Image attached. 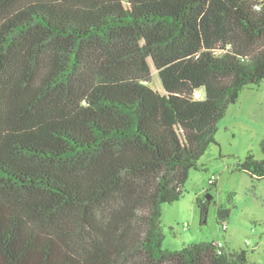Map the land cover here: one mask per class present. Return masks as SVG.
Returning <instances> with one entry per match:
<instances>
[{"label":"trees","instance_id":"trees-1","mask_svg":"<svg viewBox=\"0 0 264 264\" xmlns=\"http://www.w3.org/2000/svg\"><path fill=\"white\" fill-rule=\"evenodd\" d=\"M263 79L264 0H0V264H260L162 208Z\"/></svg>","mask_w":264,"mask_h":264},{"label":"rangeland","instance_id":"rangeland-1","mask_svg":"<svg viewBox=\"0 0 264 264\" xmlns=\"http://www.w3.org/2000/svg\"><path fill=\"white\" fill-rule=\"evenodd\" d=\"M159 81L154 71L149 85L162 92ZM215 137L198 167L190 170L179 200L163 205V247L176 250L194 242L222 241L227 250L246 249L250 263L264 264V177L240 166L249 155L256 160L264 157V79L242 89L218 121ZM210 179L216 185L211 186ZM208 193L213 199L202 221L197 198L206 199ZM220 207L229 209L222 223L216 220Z\"/></svg>","mask_w":264,"mask_h":264},{"label":"built area","instance_id":"built-area-1","mask_svg":"<svg viewBox=\"0 0 264 264\" xmlns=\"http://www.w3.org/2000/svg\"><path fill=\"white\" fill-rule=\"evenodd\" d=\"M203 96H204V90L203 89H199V90L196 91V97L197 98H201ZM210 182H211V179H210ZM222 229L223 230L227 229V223L223 224ZM217 245H218V247H222L223 246L222 241L218 242Z\"/></svg>","mask_w":264,"mask_h":264},{"label":"water","instance_id":"water-1","mask_svg":"<svg viewBox=\"0 0 264 264\" xmlns=\"http://www.w3.org/2000/svg\"><path fill=\"white\" fill-rule=\"evenodd\" d=\"M207 200H211V195H206Z\"/></svg>","mask_w":264,"mask_h":264}]
</instances>
